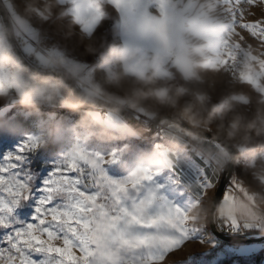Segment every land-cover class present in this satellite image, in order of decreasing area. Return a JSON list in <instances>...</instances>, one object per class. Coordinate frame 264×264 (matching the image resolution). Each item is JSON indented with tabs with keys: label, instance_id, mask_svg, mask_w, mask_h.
Masks as SVG:
<instances>
[{
	"label": "snow or ice",
	"instance_id": "snow-or-ice-1",
	"mask_svg": "<svg viewBox=\"0 0 264 264\" xmlns=\"http://www.w3.org/2000/svg\"><path fill=\"white\" fill-rule=\"evenodd\" d=\"M3 2L8 7L7 12L0 9V58L12 59L0 63V94L23 93L25 67L55 68L53 59L63 61L61 67L77 78L80 91L96 93V68L79 62L54 38L44 35L38 21H44L47 28L55 27L51 13L37 6L35 18L26 20L8 0ZM58 3L68 10L79 31L89 37L111 27L104 5L116 10L117 26L125 37L123 48L141 52L137 60H126L119 66L129 75L148 72L144 61L159 57L153 60L159 78L171 77L177 66L191 78L195 73L188 53L192 51L202 56L206 69L225 71L232 82L264 95V0ZM258 11L260 18H256ZM129 37L150 47L133 46L127 41ZM201 40L205 41L203 45L198 44ZM161 63L165 67H160ZM101 67L109 75L115 74L112 61ZM207 99L200 96L202 102ZM233 103L250 105L249 96L228 95L219 100L218 108L223 111ZM17 104V100L0 103V264H264V214L256 204L260 190L253 183L255 179L264 184V175H246L244 169L232 164L220 170L228 159L219 155L225 151L221 142L206 140L217 150L215 163L199 153L204 171L185 186L191 199L180 206L155 182V176L163 170L160 167L141 165L123 179L108 175L105 165L117 162L115 152L107 156L92 154L77 142L49 172L42 167L48 159L40 151L42 137L29 133L14 151L5 153L4 149L19 139L13 130L25 116L31 117ZM93 115L101 117L103 123L119 119L112 112L97 110ZM146 118L148 122L154 119ZM166 127L169 142L156 145L153 163L164 161L168 169L175 170L180 150L173 154L170 145L175 130L170 122ZM32 153L37 155L31 167L22 166ZM239 155L245 167L256 168L258 161H264V151L247 146L240 147ZM212 188H216L214 199L223 210L214 221L200 227L194 224L189 209L202 203ZM37 191L33 222L18 226L19 221L13 222L11 215ZM235 209H239L238 214ZM193 241L210 245V250L200 253L199 259L193 254L183 260L172 259Z\"/></svg>",
	"mask_w": 264,
	"mask_h": 264
},
{
	"label": "clouds",
	"instance_id": "clouds-1",
	"mask_svg": "<svg viewBox=\"0 0 264 264\" xmlns=\"http://www.w3.org/2000/svg\"><path fill=\"white\" fill-rule=\"evenodd\" d=\"M42 6L45 13H51L55 27H45L44 21H39L45 36L54 38L61 44L70 56L79 58V61L90 63L96 68V82L99 85L94 94H86L77 87V78L64 70L62 60L51 61L55 68H38L32 70L25 67L27 79L22 85L23 93L0 94V103L17 100L25 109L45 112L49 109L60 108L71 113L80 122V127L88 132L95 133L101 143L112 141H126L130 136L125 132H113L101 126V117L94 116L93 112H112L118 116L134 117L137 114L143 117L152 116L151 123L156 124L161 119L170 122L174 128L170 145L173 154L183 147L191 145L198 153L213 161L217 150L206 144V133L212 134V139L224 145L227 161L220 170L229 164L241 167L249 176L264 175V161H258L256 168L245 167L241 164L239 149L247 146L255 151H264V95L254 90L241 87L238 82H232L225 71L213 72L202 66V56L190 51L189 59L193 63L194 76L187 78L179 66L172 69L173 75L161 79L153 67L152 60H145L149 71L142 74L129 75L120 69L124 61L137 60L140 50H125L122 44L110 42L105 34L86 36L79 31L74 19L67 14L58 0H35ZM207 2V0H205ZM108 21H117L118 13L110 5H104ZM103 27V25H101ZM75 38L76 47H70L69 42ZM205 41H198L203 45ZM90 58V59H89ZM11 57L0 58V63H8ZM112 61L116 67L114 75L102 69V65ZM160 67H165L163 63ZM225 85L224 92L219 100L228 95L239 93L249 96L250 105L230 104L225 110L218 108L217 86ZM206 96L201 101L200 96ZM184 125H187L185 127ZM179 161V160H178ZM178 161H174L176 164ZM153 166L167 169V162L153 163V154L147 155L138 164L139 166ZM253 183L260 190V198L256 202L260 211H264V184L253 179ZM216 188L206 194L202 203L195 207L190 216L199 222L214 221L223 210L221 204L215 202ZM238 198L239 197V194ZM251 206L250 202L245 201ZM238 214L239 209L233 210Z\"/></svg>",
	"mask_w": 264,
	"mask_h": 264
},
{
	"label": "rangeland",
	"instance_id": "rangeland-1",
	"mask_svg": "<svg viewBox=\"0 0 264 264\" xmlns=\"http://www.w3.org/2000/svg\"><path fill=\"white\" fill-rule=\"evenodd\" d=\"M8 3L13 6L15 11L18 10L27 19L32 20L35 18V12L38 6L35 0H21L20 3H17V0H8ZM7 7L8 6L5 4L6 9ZM256 18H260L259 11L256 13ZM109 24L111 25L110 28H104L100 30L98 34H105L110 42L114 41L123 44L125 42V37L119 32L117 26L118 21H109ZM127 41L133 46L150 47V45L135 38L129 37ZM69 46H77L75 38L69 42ZM79 62L90 64L82 61ZM224 89L225 85L217 86V102H219V96L224 92ZM17 106L30 113L31 117L25 116L24 121L20 122L13 130L12 134L18 136L19 139L11 144L10 147H6L4 152L14 151L26 134L30 133L40 136L42 137L40 151L46 153L48 156V159L43 162L42 167L48 168L49 172L55 167L65 152L77 142H81L85 150L92 154L107 156L115 152L117 162L105 165V170L107 174L114 179H123L132 170L138 167V164L145 156L154 153L157 144H167L169 142V138L166 135L167 121L160 125L153 137H143L121 116H119V119L116 121H105L104 123L101 118V126L117 133L123 131L130 136V139L126 141L101 143L96 139L94 131L88 132L82 129L79 120L72 115H66L65 113L67 112L63 109H49L45 113L25 109L19 104H17ZM138 116L139 115H135L134 118L138 120ZM140 124L144 128L149 129L153 123L147 122L143 124L141 122ZM125 129L130 131L126 132ZM36 155L37 153L27 155L25 161L22 162V166L31 167L32 158ZM179 156L180 159L175 166V170L168 168L163 169L154 179L157 184L162 186L164 195L174 200L178 205L183 206L187 202V199H191V194L186 192L185 186L194 182L204 171V163L200 154L191 145L183 147L179 152ZM194 188L195 185L192 186V190H194ZM38 196L39 192H34L30 198L25 200L24 204L19 209L14 211L10 217L13 222L19 221L18 226L33 222ZM181 197L185 198L181 199ZM197 206L198 205H194L189 209V215ZM25 211L27 213L26 215L21 214ZM260 214H264V211H261ZM209 222L210 220L203 223L196 219L194 220V224H198L200 227L206 226ZM210 247L211 246L208 244H201L199 241H193L188 243L182 251L176 253L172 259L183 260L190 254H193L199 259V254L209 251Z\"/></svg>",
	"mask_w": 264,
	"mask_h": 264
},
{
	"label": "water",
	"instance_id": "water-1",
	"mask_svg": "<svg viewBox=\"0 0 264 264\" xmlns=\"http://www.w3.org/2000/svg\"><path fill=\"white\" fill-rule=\"evenodd\" d=\"M0 9H4L5 12H7V9L5 8V4L2 0H0ZM32 70H37L38 67L33 65L31 67ZM77 87V86H76ZM123 117L137 132H139L143 137H153L156 133V130L160 127L161 124L165 123L166 121L161 119L160 121H157L156 124H152V126L149 129L144 128L134 117ZM187 127V125H184ZM207 139H212L211 133L205 134ZM211 222V220H210ZM219 230V229H218Z\"/></svg>",
	"mask_w": 264,
	"mask_h": 264
},
{
	"label": "bare ground",
	"instance_id": "bare-ground-1",
	"mask_svg": "<svg viewBox=\"0 0 264 264\" xmlns=\"http://www.w3.org/2000/svg\"><path fill=\"white\" fill-rule=\"evenodd\" d=\"M137 119H138L137 121H138L139 123H141V122H142L143 124H145V123H147V122H148V121H147V119H146L145 117H143V116H140V115L138 116V118H137Z\"/></svg>",
	"mask_w": 264,
	"mask_h": 264
},
{
	"label": "crops",
	"instance_id": "crops-1",
	"mask_svg": "<svg viewBox=\"0 0 264 264\" xmlns=\"http://www.w3.org/2000/svg\"><path fill=\"white\" fill-rule=\"evenodd\" d=\"M16 12L21 16V17H23L24 19H26V20H29V19H27L26 17H24L18 10H16ZM19 104V103H18Z\"/></svg>",
	"mask_w": 264,
	"mask_h": 264
}]
</instances>
